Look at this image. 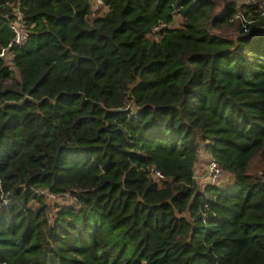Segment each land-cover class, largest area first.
Returning <instances> with one entry per match:
<instances>
[{
  "label": "trees",
  "instance_id": "1",
  "mask_svg": "<svg viewBox=\"0 0 264 264\" xmlns=\"http://www.w3.org/2000/svg\"><path fill=\"white\" fill-rule=\"evenodd\" d=\"M221 2L0 0V264H264V15Z\"/></svg>",
  "mask_w": 264,
  "mask_h": 264
},
{
  "label": "built area",
  "instance_id": "2",
  "mask_svg": "<svg viewBox=\"0 0 264 264\" xmlns=\"http://www.w3.org/2000/svg\"><path fill=\"white\" fill-rule=\"evenodd\" d=\"M240 4L251 6L253 8H256L257 10L262 12V15H264V0H239ZM21 17L19 14L16 15V20L12 23H10V28L13 33V38L10 42V44L6 48L0 49V58L5 59L7 62H10L12 57L10 56V49L12 46H22L26 43L28 39V31L26 27L20 22ZM164 26L159 25L153 30V33L159 31ZM128 108V107H127ZM126 108V109H127ZM204 172V173H203ZM202 174H195V179H198L200 181L207 182L209 184H218L222 178L224 177L223 170L219 166V164L211 159L206 167L204 168ZM157 177H161V175L157 172L155 173ZM36 193L39 196H42L45 198V200L49 203H70L73 199L69 193H49L46 191H36ZM9 201L5 200L4 204L8 205Z\"/></svg>",
  "mask_w": 264,
  "mask_h": 264
},
{
  "label": "rangeland",
  "instance_id": "3",
  "mask_svg": "<svg viewBox=\"0 0 264 264\" xmlns=\"http://www.w3.org/2000/svg\"><path fill=\"white\" fill-rule=\"evenodd\" d=\"M218 1L222 3L221 0H218ZM236 2L238 5L240 4L239 0H236ZM90 4H91V9H92L91 17H97L100 15H103L106 12V8L102 5L101 0H90ZM209 160H210V157L208 153H206L204 150H200L199 157H198V163H197V169H198V172H200V174H202ZM262 167H263V163H262L261 157L260 155H257L254 157L251 163L249 172L256 173L260 171ZM229 179H230L229 177L224 176L219 183H222V184L226 183L227 181H229Z\"/></svg>",
  "mask_w": 264,
  "mask_h": 264
},
{
  "label": "crops",
  "instance_id": "4",
  "mask_svg": "<svg viewBox=\"0 0 264 264\" xmlns=\"http://www.w3.org/2000/svg\"><path fill=\"white\" fill-rule=\"evenodd\" d=\"M196 170H197V172H196V173H197V174H200V172H198V169H196Z\"/></svg>",
  "mask_w": 264,
  "mask_h": 264
}]
</instances>
